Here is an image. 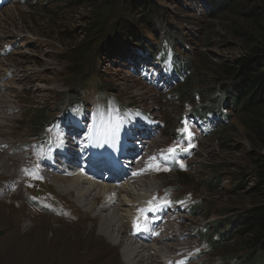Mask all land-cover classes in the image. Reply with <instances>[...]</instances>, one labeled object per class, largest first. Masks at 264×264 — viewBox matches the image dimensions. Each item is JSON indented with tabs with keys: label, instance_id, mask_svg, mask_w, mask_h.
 <instances>
[{
	"label": "rangeland",
	"instance_id": "1",
	"mask_svg": "<svg viewBox=\"0 0 264 264\" xmlns=\"http://www.w3.org/2000/svg\"><path fill=\"white\" fill-rule=\"evenodd\" d=\"M74 1L76 0H9L0 7V52H3L0 54V147L3 145L0 148V191L5 189V181H12V174L16 175L18 165V172L22 175L16 176L14 180V184L18 186L17 195L0 196V264H125L119 258L120 248L112 246L97 231L99 219L96 213L103 199H98L92 210H85L76 202L75 192H70L69 195L59 192L55 185L42 175L43 171L61 175L59 172L50 173L51 169L60 170L63 167L58 162L52 164L49 157L52 148L61 140V135L67 137L68 130L61 129L60 126L50 130L52 141L51 146L45 150L48 155V163L45 165L37 159L40 150L33 148L32 144L24 146L25 143L31 142L36 132L32 130L31 125L36 112L37 116L45 115L44 117L50 118L61 103L65 104L72 98L79 97L84 103L91 104L96 94L104 96L111 92L117 101L130 104L136 113L148 110L161 124L160 135L151 141L149 146V153H155L163 146L172 144V135L179 129V117L191 110L192 104L209 99L210 96L205 93L210 90L207 81H210L212 76L216 77L215 73L219 68L233 66L234 60L244 53L246 38L235 37V34L239 33L238 27L244 26L252 31L256 29L251 18L247 17L249 11L231 12V15L222 16V20L214 21L203 19L201 15L186 13L179 4H172L173 0H159L162 4L159 11L166 14L170 25L181 29L183 36L190 35L188 46L193 49L190 60L194 61L198 68L197 71L193 68L191 80L175 86L166 95L161 96L155 91L152 82L144 81L142 76L139 78L131 72V62L121 63L115 60L114 56L100 53L93 71L96 76L89 73L91 81L84 87H79L74 82L76 75H72L76 68H73L67 59L84 40L87 30L85 28L94 25L98 7L102 6L103 1L111 0H81V6H72ZM113 3V18L110 21L108 19L109 22L105 19L102 29L106 25L111 27L112 21L119 22L125 10L133 6L124 0H114ZM185 3L188 6L187 2ZM249 7H252V3ZM127 13L134 18L136 11H133V15L130 10ZM224 18L227 21H224ZM232 24L236 25L235 28ZM139 31L144 38L153 40L151 31ZM98 35H101L100 31ZM128 40L133 48L140 47L132 37H128ZM145 54L143 60L149 56L148 52ZM95 79L104 85L103 90L92 82ZM186 85L190 92H202L200 101L195 100L194 96L190 99L174 97V93ZM112 103V100L109 101V106ZM242 117L235 115L231 120L228 130H231L229 134L232 138L228 143L199 139L195 155L184 163L185 173H160L154 178H140L141 185L135 189L156 191L162 187H171L175 199L188 200L186 197L191 195L196 197L197 202H202L203 209L197 212L195 217L188 216L182 230L210 223L220 218L219 214L224 209H231L233 212L239 207L248 208L250 204L247 191L254 186V181L253 184L244 183L243 191L233 198L225 197L217 190L222 186L221 190L229 193L224 188L225 182L215 188L206 187L204 183H210V171L216 166L222 165L223 168L226 165L225 169L219 170L221 173L223 170L238 173L241 167L249 168L252 164V160L247 158V153L264 155L263 150L250 143V134L241 125L244 121ZM146 124L151 125L153 121ZM5 164L11 168V172L1 171V166ZM34 165L35 169H32ZM79 169L80 166H77L74 171ZM244 172L246 180L251 181V172ZM34 177H38L39 182L27 196V181ZM193 184L197 186L196 190L192 189ZM127 196L131 200L134 198L133 194ZM137 198L140 199V196ZM152 198L150 193L149 198L143 197L138 204H143L142 207ZM33 202L36 203L35 206L30 205ZM136 207L138 206L129 208ZM99 214L104 216L106 213ZM122 222L126 223L127 220ZM122 236L119 239L121 245L129 241L140 246ZM196 241L173 240L165 242L166 247L152 245L153 248L159 249L160 254L151 250L150 252L155 254L148 264H159L155 263L157 257L180 253ZM232 242L235 240L225 244V247L231 246L229 243ZM239 257V252L221 249L208 254L204 264Z\"/></svg>",
	"mask_w": 264,
	"mask_h": 264
},
{
	"label": "trees",
	"instance_id": "2",
	"mask_svg": "<svg viewBox=\"0 0 264 264\" xmlns=\"http://www.w3.org/2000/svg\"><path fill=\"white\" fill-rule=\"evenodd\" d=\"M112 1V2H111ZM109 2L103 1L102 6L96 10V20L94 25H89L86 30L85 38L74 49L73 54H69L67 61L72 65L75 71L72 75H76L74 82L78 83L83 76V71L86 66L95 67L99 58L100 52L105 54L112 49L115 56L123 54L119 45L130 44L128 37L137 39L140 47L139 50L150 45L151 42L135 35L136 30H145L150 32L153 25V18L159 13L161 3L159 0H124L131 3L133 6L130 9H126L121 19L114 23V27L110 28L107 25L102 29L106 19L109 22L113 17L112 7L115 5L114 0ZM158 1V3H157ZM185 1L189 0H173L172 4L178 3L181 6H185ZM245 1H247L245 3ZM176 2V3H174ZM206 3L209 8L206 11L208 19L214 21H220L224 15H231V12L238 13L249 11L247 17L251 18L252 25L256 27L254 31L247 29L246 27H238L235 37L246 38L244 53L241 57L234 60L233 66H223L216 71V77H211L208 80L209 89L204 90L209 99L197 104V109L200 112L208 111L211 108H223L221 102L212 105L211 100L218 92V88H223L222 95L218 94L217 97H223V95L229 96V106H232L235 114L243 116L244 121L241 125L249 132L250 143L259 150L264 151V0H207ZM252 3V7L249 4ZM81 6L82 1L76 0L72 3ZM133 15V11H136L134 19L127 11ZM138 12H141L140 14ZM248 18V19H249ZM109 19V21H108ZM169 21V19H168ZM224 21H227L224 18ZM147 25V26H146ZM145 26V27H144ZM235 28V24L231 25ZM90 27V28H89ZM140 28V29H139ZM176 28V27H175ZM101 33L99 36L98 33ZM173 32L172 29H170ZM158 37V36H157ZM167 38V37H166ZM205 38V36H204ZM169 39V38H167ZM249 41V42H248ZM114 42V43H113ZM117 44H116V43ZM99 43V44H97ZM200 43V41H199ZM116 44L117 47H114ZM203 46V45H202ZM193 49L190 50L188 55H193ZM196 63L187 64V70L190 72V77L186 81H190L193 77V68L197 71ZM192 66V67H191ZM83 68V69H82ZM82 70V71H81ZM189 85V84H188ZM188 85L181 89H178L180 98L185 97L190 99L192 96L198 98L202 97V92L199 90L189 91ZM72 98L70 101H73ZM64 104L61 103L60 107ZM45 115H38L37 112L32 117L31 125L34 129L40 130L42 128V122L47 120ZM51 121V118L47 120V123ZM229 124L219 128L209 138L212 141H219L228 143L232 138L229 134L231 130H228ZM233 131V130H232ZM252 164L249 168L241 167L238 173H231L228 171H222V174H226L229 179V193L222 191L220 183H216L215 186L212 183H207L213 188H217L225 197L233 198L237 197L242 190L244 183L253 184L254 186L247 191L250 204L248 208L239 207L237 211L231 212V209H224L221 214H231L234 216L228 220H224L226 227L232 231L231 239L228 242L234 241L231 246H221V249H229L232 252H239L241 257L240 262L250 264L256 257L262 259L264 263V155L256 152L247 153ZM222 165L214 166L211 172L212 176H217L221 172L219 170L225 169L226 165L221 168ZM250 171L251 181L246 180V173L244 171ZM182 174V173H179ZM181 177L183 175H180ZM218 182V179H217ZM186 184V183H185ZM189 184V183H187ZM205 185L206 187H209ZM197 189L195 184L192 185ZM194 190V191H195ZM244 208V209H242ZM231 253V252H230Z\"/></svg>",
	"mask_w": 264,
	"mask_h": 264
},
{
	"label": "bare ground",
	"instance_id": "3",
	"mask_svg": "<svg viewBox=\"0 0 264 264\" xmlns=\"http://www.w3.org/2000/svg\"><path fill=\"white\" fill-rule=\"evenodd\" d=\"M1 144L2 143H0V145ZM72 164H74V161L72 162ZM10 170L11 168H9L7 164L1 166V171H3V173H9L11 172ZM58 172L59 174H61L60 176L50 174V177L47 176L46 178L49 180V182L51 181L50 183L54 184L56 190L61 193L69 195L70 192H75L76 202L80 203L83 206V209L85 208V210L88 211L92 210L95 206L96 201L101 198L103 199L102 203H100L101 206L97 211L106 214L104 216H101L99 213H96L98 214L96 216L99 219L97 223V231L102 236H104L106 238V241L108 240L112 246L120 248L121 253L119 258H121L125 264H148L151 257L155 254L151 253V250H154L156 254H160V251L153 248L152 246L150 248L144 245L138 246L134 243H129V241L127 244L121 245V242L119 241L120 237H123L122 235L124 234L122 221L125 218L129 217L130 213L132 212L131 210L134 209H130L128 206L137 205L138 208H140L141 205H143L138 204L139 202H141V199H143V197L149 198L150 193H152V191H150L149 189H140L138 191L135 189L136 187L141 185L139 183L140 178L135 181L121 184L118 187H114L112 185L91 182L89 179L78 173L75 176L70 177L68 172L67 175H64V173H66V170H59ZM136 182L138 183L135 186L134 184ZM151 186L153 187V185ZM123 192L125 193V195H122ZM111 193L117 194L118 204L113 207H108L106 205L105 196H109ZM132 194L134 198L132 200L128 199L127 195L130 196ZM138 195L140 196V199L137 198L139 197Z\"/></svg>",
	"mask_w": 264,
	"mask_h": 264
},
{
	"label": "snow or ice",
	"instance_id": "4",
	"mask_svg": "<svg viewBox=\"0 0 264 264\" xmlns=\"http://www.w3.org/2000/svg\"><path fill=\"white\" fill-rule=\"evenodd\" d=\"M169 151L171 152V151H173V149H169Z\"/></svg>",
	"mask_w": 264,
	"mask_h": 264
}]
</instances>
